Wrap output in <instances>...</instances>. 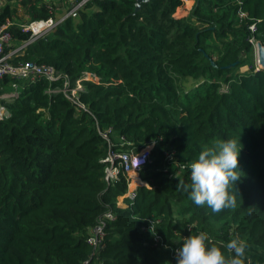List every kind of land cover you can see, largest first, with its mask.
I'll return each instance as SVG.
<instances>
[{
	"label": "trees",
	"instance_id": "trees-1",
	"mask_svg": "<svg viewBox=\"0 0 264 264\" xmlns=\"http://www.w3.org/2000/svg\"><path fill=\"white\" fill-rule=\"evenodd\" d=\"M136 1L91 0L9 59L60 78L20 82L15 98L0 100L9 112L0 119V264H176L190 231L226 255L239 237L245 264H264V68L249 42L264 46V0H190L187 13L185 0H147L135 11ZM21 3L31 21L57 17L42 0ZM15 13L0 8V26ZM18 24L8 29L13 47L30 38ZM84 75L97 81H82L72 98ZM14 90L9 77L0 81V95ZM105 129L115 151H128L120 137L133 152L153 144L138 172L144 185L125 207V177L104 180ZM229 138L242 146L237 206L213 213L177 183L190 184L192 160ZM106 213L115 220L95 251L87 239ZM150 220L161 247L145 231Z\"/></svg>",
	"mask_w": 264,
	"mask_h": 264
},
{
	"label": "built area",
	"instance_id": "built-area-1",
	"mask_svg": "<svg viewBox=\"0 0 264 264\" xmlns=\"http://www.w3.org/2000/svg\"><path fill=\"white\" fill-rule=\"evenodd\" d=\"M42 1L45 9L49 13L56 12V14L59 15H57L56 18L38 21H31L28 16L26 19L28 20L27 22L18 24L23 32L30 33V38L27 41L23 42L20 46L13 47L12 36L8 31L10 26L14 24V18H12V21L7 20L5 24L0 26V81L6 76L9 77L15 89L14 92H12L13 94L0 95V100H8V98L16 97L20 82L27 83L34 82L38 79H44L52 83L59 80L60 75L55 72L52 67L38 65L33 62H24L14 66L11 65L8 61L11 57L17 56L27 45L45 35L55 26L62 23L65 19L69 17H76L78 12L82 10L91 0ZM31 2L32 5H34L36 0H31ZM57 8H60L61 12H57ZM238 17L243 19L246 16L243 12H239ZM249 31L253 33L255 31V26H249ZM249 42L253 46L255 61L257 62L256 41L254 40V38H250ZM256 69L258 68L256 67ZM92 78H90V75H84L81 79L77 80L75 87L70 91V96L73 98L77 94V92H81L83 90V87L81 85L82 81L92 80ZM64 86H67L66 82L64 83ZM53 92H56V90H53L52 93ZM8 117L9 112L7 111V109L4 106H0V119ZM99 134L109 144V151L107 155L100 160V163L104 166V180L106 183L110 184L116 181L119 175H123L125 177V181L127 183V191L123 196L119 197L121 198V200L117 201V205L119 207H125L127 206L124 202L125 199L132 201L135 198L137 188H134L132 186V182L134 179L139 178V170L151 161V151L153 148V144L147 145L137 152H133L130 145L126 143L122 137H120V140L122 142L120 145L128 147V151H115L112 149L115 144L110 140V136L112 134L111 130L105 129L104 131H99ZM171 155L172 153H166V157L168 159H171ZM114 220L115 216L112 213H106L99 220L97 226H95L90 231V236L87 239V243L92 246L95 251H99L103 248L105 238L104 228L108 222H112ZM151 221L154 228L156 224L159 223L158 220H150L145 228V231L148 232L153 237V241L161 247L163 245L161 238L149 232ZM83 264H89V262L85 261Z\"/></svg>",
	"mask_w": 264,
	"mask_h": 264
},
{
	"label": "clouds",
	"instance_id": "clouds-1",
	"mask_svg": "<svg viewBox=\"0 0 264 264\" xmlns=\"http://www.w3.org/2000/svg\"><path fill=\"white\" fill-rule=\"evenodd\" d=\"M239 144V146H238ZM239 141L235 139H217L206 146L198 157L190 163V184L178 181L177 187L189 192L190 200L197 206L207 205L213 213L237 206L238 191L235 182L242 177L239 170ZM156 229L150 222L149 232L155 235ZM204 232L183 237L180 246L175 249L176 264H245L247 243L239 237L231 239L224 247L209 245Z\"/></svg>",
	"mask_w": 264,
	"mask_h": 264
},
{
	"label": "rangeland",
	"instance_id": "rangeland-1",
	"mask_svg": "<svg viewBox=\"0 0 264 264\" xmlns=\"http://www.w3.org/2000/svg\"><path fill=\"white\" fill-rule=\"evenodd\" d=\"M3 1H5V0H3ZM15 1H17V0H15ZM21 1H22V0H18L17 3H15V4H10L12 8H13V7L16 8L15 18L13 17V18H14V23L16 22V23L21 24V23H25V22L28 21V20H26L27 17H28V15H27L26 18L24 17L25 9H24L23 6L21 5V4H22ZM4 4H7V3H4ZM4 4L0 5V7L2 8V6H3ZM57 15H59V14H57ZM182 16H183L182 12L180 13V12L177 11V12L175 13V17H177V18H181ZM28 18H30V17H28ZM254 61H255V57H254ZM255 66H256L257 68H260V66L257 64L256 61H255ZM247 69H248V68H247L246 66H245V67H241V68L239 69V72L243 73V72L247 71ZM90 78H92V76H90ZM92 79L95 80V81H97V79H96L95 77H93ZM7 94H13V93H12V92H9V93H7ZM12 98H15V97L8 98V100H11ZM120 200H121V198L118 199V201H120Z\"/></svg>",
	"mask_w": 264,
	"mask_h": 264
},
{
	"label": "crops",
	"instance_id": "crops-1",
	"mask_svg": "<svg viewBox=\"0 0 264 264\" xmlns=\"http://www.w3.org/2000/svg\"><path fill=\"white\" fill-rule=\"evenodd\" d=\"M18 1V0H17ZM17 1H15V0H5V1H3V0H0V5H2V4H4V3H7V4H15V3H17ZM6 4H4L2 7H4ZM11 6V5H10ZM192 6H193V1H190V0H185L184 2H183V11H185L186 13L192 8ZM1 8V7H0ZM27 13H25L24 12V17L26 18L27 17ZM142 185H144L142 182H141V180L139 179V178H136V179H134L133 180V182H132V186L134 187V188H138L139 186H142Z\"/></svg>",
	"mask_w": 264,
	"mask_h": 264
},
{
	"label": "water",
	"instance_id": "water-1",
	"mask_svg": "<svg viewBox=\"0 0 264 264\" xmlns=\"http://www.w3.org/2000/svg\"><path fill=\"white\" fill-rule=\"evenodd\" d=\"M147 0H137L135 3V11H138L140 8V3ZM256 60L260 68H264V46L256 42ZM214 65V63H212Z\"/></svg>",
	"mask_w": 264,
	"mask_h": 264
}]
</instances>
